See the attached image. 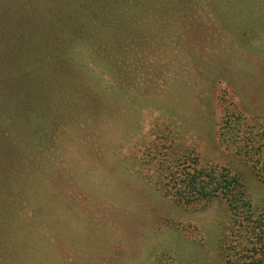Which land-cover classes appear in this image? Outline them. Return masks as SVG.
<instances>
[{
    "label": "rangeland",
    "instance_id": "rangeland-1",
    "mask_svg": "<svg viewBox=\"0 0 264 264\" xmlns=\"http://www.w3.org/2000/svg\"><path fill=\"white\" fill-rule=\"evenodd\" d=\"M63 1L0 0L1 79L16 71L14 35L49 31L53 13L64 25ZM176 2L181 44L161 46L160 70L119 82L74 42L63 70L80 108L42 126V147L0 137V264H239L264 211V0ZM218 172L245 205L189 196Z\"/></svg>",
    "mask_w": 264,
    "mask_h": 264
},
{
    "label": "trees",
    "instance_id": "trees-1",
    "mask_svg": "<svg viewBox=\"0 0 264 264\" xmlns=\"http://www.w3.org/2000/svg\"><path fill=\"white\" fill-rule=\"evenodd\" d=\"M170 2L171 0H65L62 4L52 3L57 8L63 7V12L61 16L58 13V17L63 21L65 19L64 25L60 20L56 23L53 18H57V15L53 13L49 31L46 29V32H40L32 25L27 30H23V27L14 35L16 71L13 77L6 75L8 79H1L0 76V137L10 146L25 143L28 139L33 147H42L37 142L46 135V125L61 122L65 115L63 111L68 108H80L66 102L69 94L80 96L81 87H76V83L70 79V71L63 70L67 62L65 50L73 46L74 42L86 45L95 60L105 65L119 82L134 67L139 68L140 74H146L151 68V73L160 70L158 68L161 62L167 60L162 55L168 53L161 46L171 48L181 44L175 36L174 25H179V21L174 16L177 17L183 8L176 0H172L171 4ZM142 12H146L148 17H156L157 22L148 24V20L142 17ZM71 20L74 25H71ZM59 24L65 26L64 29H60ZM71 61L73 62L69 58L68 62ZM11 80L14 81V86L9 98L15 99L14 104H11L13 107L7 103L10 102L6 98L9 95L6 96L3 90V85L7 84L5 82ZM15 116L23 118L20 123L14 121ZM22 122L25 123L22 125ZM26 125L30 130L19 128ZM227 174L218 172L215 179L207 177L191 180L190 185L196 184L199 192L192 188L189 196L209 200L220 195L229 199L233 211L237 208L238 201L245 205L241 201L242 191L238 180L235 179L233 187L230 186L232 178H227ZM261 180L264 181V177ZM248 216L244 214V217ZM255 218V224L250 229L243 228V234H249L254 240L249 246H245L239 264H264V211H259ZM240 225L241 223L236 226ZM226 264H231L228 259Z\"/></svg>",
    "mask_w": 264,
    "mask_h": 264
}]
</instances>
